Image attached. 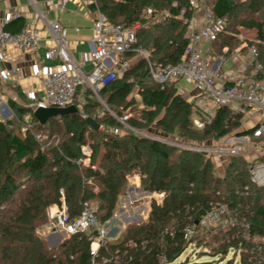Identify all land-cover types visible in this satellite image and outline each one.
<instances>
[{"label":"trees","instance_id":"16d2710c","mask_svg":"<svg viewBox=\"0 0 264 264\" xmlns=\"http://www.w3.org/2000/svg\"><path fill=\"white\" fill-rule=\"evenodd\" d=\"M240 1L214 0L215 17L225 19L227 25L211 42L213 52L227 57L237 50L247 54L255 46L263 65L258 78L263 79L264 17L255 14L264 11V0L243 2L253 16L236 24ZM92 7L111 24H140L133 50L124 55L125 59L137 55L134 49L142 48L149 52L154 65L181 61L194 15L190 0H96ZM147 8L153 10L151 18L141 19ZM238 26L255 30V38L242 39ZM5 29L14 32L8 25ZM177 83L171 80L162 89L151 77L148 60L138 59L122 77L99 91L116 117L106 110L96 115L100 102L90 93L85 95V110L99 127H105L103 130L90 127L80 112L51 117L41 124L30 104L9 99L14 115L0 120V264H92L91 244L97 231L70 235L51 248L39 233L50 223L49 210L53 205H65L69 222H73L87 202L93 204L99 223L104 224L117 212L129 176L134 174L141 177L144 191L163 192L165 196L161 202L152 200L146 220L129 225L120 240L109 239L102 245L96 264H204L180 258L207 233L200 221L219 202L229 209L225 219L243 218L251 235H264V188L254 184L250 174V166L263 162L264 156L249 163L244 154L228 155L224 174H220L213 156L136 134L118 121L117 117L125 116L130 107L141 104L139 115L126 120L137 130L155 126L164 135L191 143L220 139L232 130L256 140L252 129H241L243 112L217 108L208 119L178 92ZM137 94L140 100H136ZM17 115H30V119L16 121ZM196 119L204 123L202 128ZM16 127H22L21 133L15 132ZM116 127L122 128V133H113ZM37 133L44 134L45 139H36ZM84 146L92 151L89 164L84 163ZM190 226H194V235L187 240ZM239 226L236 221L229 227L218 253L239 250L240 264H264L251 251L254 245L242 237Z\"/></svg>","mask_w":264,"mask_h":264},{"label":"built area","instance_id":"2783aa9c","mask_svg":"<svg viewBox=\"0 0 264 264\" xmlns=\"http://www.w3.org/2000/svg\"><path fill=\"white\" fill-rule=\"evenodd\" d=\"M92 2L96 1L92 0ZM66 3L67 0H59L57 6L64 9ZM190 4L194 12L199 11L197 0H190ZM152 14V8H147L141 14V19H150ZM16 17H19L18 13H11L4 18V24H0L1 59L10 60L18 51L38 57L42 47V30L38 26L26 27L17 32L6 30L5 24ZM202 17V24L199 27H194L189 23L187 32L189 44L181 61L176 65H154L150 61V54L144 49L137 48L134 50L138 56L148 60L151 77L160 84L162 89L171 80H184L192 86L199 96L203 97V100L213 102V110L200 106L202 113L208 119L211 118L217 108H229L242 112L240 108L242 105L259 111L260 114L256 115L258 120L255 124L249 119L250 123L252 122L250 129L253 130L255 142L250 140V136H238L236 138H232V136L229 138L230 136L227 135L223 140H230L232 143L238 140L239 143H234L228 149L219 150L221 152H212L213 150L209 148L198 147L188 141L170 140L163 136L137 130L126 123L127 114L123 117H117V119L125 128L136 134L207 155L217 153L227 157V155L244 154L247 146L251 147V145L253 148L264 149L262 147L264 145V78H258V73L263 70V65L258 60L257 49L255 46L249 48L237 71H222L211 67L202 55L203 45L216 40L225 31L227 22L223 18H216L213 10L207 11ZM139 26V23L134 25L127 23L111 24L108 18L99 12L93 25L91 49L82 60H76L68 46L67 29L62 26L59 20L49 21L48 30L51 41L45 51L44 58L49 62L54 61L56 65L42 72L41 87L44 92L42 96H36L31 91H25L26 94L34 98V103L31 105L33 113L37 108H66L74 105L83 118L93 117L85 112V95L90 93L101 104V108L99 107L95 112L96 115L101 116L106 110L115 116L100 97L99 91L131 67L130 61L125 59L124 55L133 50V45L136 42V31ZM76 30L79 31L78 28ZM87 61L92 65L90 70L86 69ZM19 73V65L17 62L13 63L1 71L0 81L2 83L17 81ZM11 111L8 98L0 91V120L5 121L12 118ZM249 117L251 118L252 115ZM195 123L200 128L204 125L199 119H196ZM28 126H24L21 130L25 131ZM101 128L104 129L105 127ZM113 133H122V128H113ZM35 137L40 141L45 139V135L42 133L35 134ZM245 144L247 145L245 146ZM83 153L87 157L85 162L89 164L88 157L92 153L91 149L84 146ZM250 174L252 182L258 187L264 188V161L252 164ZM164 196L163 192L140 191L139 196L133 194L129 200H123L120 207H124L127 203L133 205L137 201L141 202L147 199L149 203L152 200L161 202ZM147 208L148 213L151 207L146 206ZM95 209L94 206L85 202L81 216L73 222H69L65 212H58L54 215L55 227L62 229L68 236L80 232H91V230L97 231L96 238L91 244L92 264H96L95 257L100 247L109 240L111 227L115 226L119 217L118 212H116L112 218L104 224H100ZM227 209V205L223 202L212 205L211 209L202 217L200 225L208 229L219 224L227 213ZM193 235L194 226H190L186 230V239L190 240ZM253 237H255L254 252L264 261V235L255 234Z\"/></svg>","mask_w":264,"mask_h":264},{"label":"crops","instance_id":"0c3cea01","mask_svg":"<svg viewBox=\"0 0 264 264\" xmlns=\"http://www.w3.org/2000/svg\"><path fill=\"white\" fill-rule=\"evenodd\" d=\"M58 1L59 0H0L1 25L4 24V18L7 15L11 13H18L19 17L13 18L11 21L5 24V26L8 25L9 28L14 32L26 27L38 26L42 30L41 34L43 37L42 47L40 48L38 57H34L32 54L23 51L15 52L14 58L10 60L1 59L0 57V74L3 69L10 67L13 63L17 62L20 67L19 79L17 81L8 83H2L0 81V91L8 98V105L9 98L16 101L20 100L19 95H21L20 92L22 91H24V93L25 91H31L36 96H42L44 94L41 87L42 72H45L47 68H51L56 65L54 61L49 62V60L44 58L45 51L47 50V47H49L48 45L51 41L48 30L49 21L59 20L62 26L67 29L68 46L72 50L73 56L76 60H82L91 49L90 42L92 40L94 21L98 13L101 11L98 8L92 7L94 3H91L92 0H67L64 9H60L57 6ZM196 13L197 12L194 13L190 23L194 27H199L202 24L203 17L202 15H198ZM76 28H78L79 31H77ZM241 35L243 36V33H241ZM83 47H87V49L84 50ZM202 49V55L207 60L208 64L211 67L215 69H221L222 71H237L240 67L243 56L246 55L240 52V50H237L234 52V55L231 59L219 55L215 56L217 54L213 52L211 43H205ZM138 59L142 58L136 55L132 56L128 60L132 66L138 61ZM235 59L238 60L237 63ZM190 87L188 85H183L182 80L178 81L177 83L178 92L186 99L188 98L187 100L190 102L195 103V105L199 107L198 109L201 110V107L204 106L208 110H212L213 102L209 100H203L196 93V91H194L191 85ZM136 100H140L139 94L136 95ZM210 102L211 105L208 106L207 103ZM135 106L139 107V111L132 112V109ZM142 107L143 105L141 104L133 105L125 112V114H127L128 117L137 116L139 115L140 109ZM240 108L244 114V118H246L249 123V119L254 122L256 115L260 114L259 111L253 109L246 111L242 105ZM249 115H252V117L250 118ZM99 128L103 130L101 127ZM84 163L88 164L87 162ZM139 178L140 176L138 174H134L130 178V190L133 194L135 191L140 189L138 188ZM136 209L137 206L129 205V203L120 209L119 217L123 218L124 223L119 220L118 217L116 222L119 229L127 228L128 224L131 222H138V220L141 222L144 219H147V215H149V212L147 213L148 208L145 210L147 214L137 217L138 219H135L136 215L134 213ZM65 210V205H63L62 208L57 205H53L49 210L50 223L54 224L55 214L58 212H65ZM39 233L44 239L47 240L48 245L51 248L59 244L60 241H58V239L61 237V235H63L64 238L69 237L62 229L58 227H51L50 229V224L43 227Z\"/></svg>","mask_w":264,"mask_h":264},{"label":"rangeland","instance_id":"374dc122","mask_svg":"<svg viewBox=\"0 0 264 264\" xmlns=\"http://www.w3.org/2000/svg\"><path fill=\"white\" fill-rule=\"evenodd\" d=\"M245 1L246 0H241L240 1L239 8L237 9V13H238L239 16H238L236 24H238L242 20H245V19L250 18L251 16H253L251 13H249V11L245 10L244 3H243ZM213 2H214V0H197L199 11L196 14L204 16V14L207 11L212 10ZM161 14H164V12L163 13L161 12ZM255 16L259 17V18L264 17V11L261 12V13H256ZM238 30L240 31V33H243V36L241 37L242 39H254L255 38V30L245 29V28H242L240 26H238ZM83 49L86 50L87 47H83ZM145 51L147 53H149L147 50H145ZM218 55L219 56H223L222 54H217L215 56H218ZM233 55H234V53L227 54L226 56L228 57V59L229 58L231 59L233 57ZM235 61H236V63L238 62L237 59H235ZM86 66H87L86 67L87 70L92 68L91 67V63L89 61H87ZM123 75L124 74H122L120 77H122ZM182 84L183 85H188L190 87V85L184 80H182ZM20 94H21V95H19L20 96V98H19L20 100H18V99L17 100L19 101V103L21 105L22 104H25V105H27V104L29 105L30 104V105H32V103H34L33 102L34 98H32L30 95L24 93V91L20 92ZM200 98H203V97L200 96ZM207 105L210 106L211 102L207 103ZM198 108L199 107H197V109ZM244 109L246 111L249 110V108H247L246 106H244ZM132 110H133L132 112H137V111H139V107L135 106V107H133ZM14 112H15L14 110L11 111V115L12 116L14 115ZM85 112L88 113L86 110H85ZM234 112H240V111L232 110V113H234ZM18 119H20V121L25 120L27 122L30 119V115H25L24 117H21L20 115H17L15 120L17 121ZM257 120H258V118L254 119V124L257 122ZM251 125H252V122L249 123V121L246 118H244V117L242 118V120H241V129H249ZM20 128H22V127H20ZM20 128L16 127L15 128V132L16 133H21ZM198 128H200V127H198ZM144 131L149 133V134H155L157 136L166 137L167 139H170V140H173L175 138H180L181 141H184V142L189 141V140H187L185 138H182V137H179V136L176 137V136H172V135H169V136L168 135H164V134L161 133V130H159L155 126H151V127L147 128V129H145ZM236 133H237V130H232L228 134L230 136L229 138H231L232 136H233L232 138L238 137L239 135H237ZM223 139H224V137L220 138V139L210 138V139H206V140H203V141H195L192 144L196 145L198 147H202V148H209V149L213 150L212 152H216V151L218 152L221 149H225V148L228 149V147L229 146H233L234 143H239L238 140H235L232 143L230 140L225 141ZM250 140L252 142H255L252 139H250ZM246 145L247 144H245V146ZM262 147H264V145ZM219 152H221V151H219ZM210 155L213 156L212 158L215 161L216 171L218 173H220V174H224L228 157L223 156L222 154L219 155L217 153H213V154H210ZM244 155H245V157L248 158L247 159L248 162L251 163L255 158L264 156V149L253 148L252 145H251V147L247 146L246 150L244 151ZM131 177H132V175L130 176V178ZM130 178H129V184L127 186V190L125 189L126 190L125 193L123 195H121V198H120V201H119V208L117 210L118 214H120V209H121L120 203L123 200L127 201V200L130 199V197H132L133 193L130 190V185H131ZM141 184H142V179L140 177L139 178V183H138V185H139L138 188H140V189L138 191H135V193H134L135 195L139 196V192L140 191H144L142 189ZM133 198H134V196L132 197V199ZM146 202L149 203V200L148 199L147 200H142L141 202L137 201L135 204H133V206H137V209L135 210V213H134L136 215L135 219H138L137 217H139V216H144V214H147L145 212V210H146L145 207L146 206H148V207L150 206L151 207V203L152 202L150 201L149 204L146 203ZM91 206H93V204H91ZM150 210H151V208H150ZM119 220H121L122 222L124 221L123 218H120V217H119ZM132 221H134V220H132ZM236 221L240 222V226L239 227H240V233H242V237H244L246 240H249L252 243L251 245H253L255 237H253V235H251V233H249V230L247 229L248 227L246 226L247 223H246L245 219L239 217L236 220L235 218L233 219V216L232 217L230 216L228 219L223 218V220L219 224L214 225L211 228L206 229L207 233L199 236L198 239L195 240L194 245L189 246L187 248V250L181 256L180 260L189 259L191 262H197L198 261V262H204V264H240V262H239V259H240L239 252L240 251L239 250L231 249L228 252L227 255H225L223 253L222 254L218 253V250H220V244L224 242L222 237H224V235L226 236V234H227V232L229 230V227L233 225V222L236 223ZM138 223H140L139 220H138V222L129 223L128 226L131 225V224H138ZM49 224H50V229H51V227H55V225H56L55 221H54V224H52V223H49ZM125 230H126V228L119 229L117 227V222H116L115 226L111 227L110 238L109 239L111 241L120 240L122 238V236L124 235ZM63 238H64L63 235H61V237H59V239H58V241H60L59 243H61L62 241H64L68 237H66L64 239ZM224 238L227 239V236L224 237ZM45 241L47 242L46 239H45ZM47 244H48V242H47ZM251 247H252L251 251L254 252V246H251ZM169 264H178V261H176L174 263H169Z\"/></svg>","mask_w":264,"mask_h":264},{"label":"water","instance_id":"95a60500","mask_svg":"<svg viewBox=\"0 0 264 264\" xmlns=\"http://www.w3.org/2000/svg\"><path fill=\"white\" fill-rule=\"evenodd\" d=\"M78 113V108L74 105L66 107V108H57V107H49V108H37L34 111V115L37 120L41 124H45L48 122V119L51 117H55L58 115H68ZM88 125L94 129H99V124L93 117H88L86 119Z\"/></svg>","mask_w":264,"mask_h":264}]
</instances>
